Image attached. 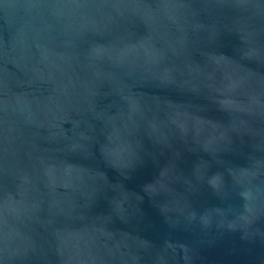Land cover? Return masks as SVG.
I'll list each match as a JSON object with an SVG mask.
<instances>
[{
  "label": "water",
  "instance_id": "1",
  "mask_svg": "<svg viewBox=\"0 0 264 264\" xmlns=\"http://www.w3.org/2000/svg\"><path fill=\"white\" fill-rule=\"evenodd\" d=\"M0 264H264V0H0Z\"/></svg>",
  "mask_w": 264,
  "mask_h": 264
}]
</instances>
